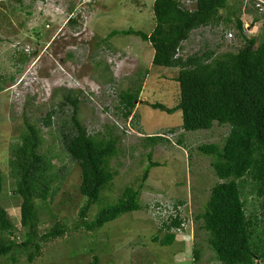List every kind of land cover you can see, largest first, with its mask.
<instances>
[{
	"label": "rangeland",
	"instance_id": "obj_1",
	"mask_svg": "<svg viewBox=\"0 0 264 264\" xmlns=\"http://www.w3.org/2000/svg\"><path fill=\"white\" fill-rule=\"evenodd\" d=\"M180 1L187 9L195 4L194 0ZM263 1L256 9L255 5L252 9L250 4L240 5L244 33L255 38L256 45L264 42ZM153 2L0 0V205L17 240L23 241L20 197L14 192L9 159L11 146L19 142L27 122L38 130L42 152L55 154L51 171L61 177L51 183L54 192L48 198L34 201L36 233L40 236L50 230L55 221L65 228L61 237L40 242L39 254L32 262L27 261L28 251L15 248L0 256V264H94V257L97 264H219L207 243L208 233L200 227L201 221L195 220L196 214L203 212L210 189L219 181L211 167L213 157L198 152L197 146H221L229 127L214 123L208 130L183 133L179 129L180 110L168 114L150 107L160 103L172 108L179 102L180 88L175 81L178 69L152 65L154 50L150 43L120 32L134 29L150 34L155 23ZM218 14L225 12L220 10ZM254 17L257 21H253ZM112 32L117 34L111 36ZM241 43L234 24L220 22L193 30L181 42L178 55L210 50L222 55L236 51ZM69 89L79 96L77 115L88 132L109 130L119 139L120 153L109 164L116 175L90 206L87 221L101 208L117 203L125 188L138 186L148 167V152L151 151V160L160 164L149 170L139 195V210L92 231L77 227L85 198L79 192L80 169L61 149L58 130L54 129L63 120L59 114L53 116L51 129L41 122L47 112L57 109ZM125 90L134 96V108L127 119L119 103ZM63 111L64 120H68L69 107ZM130 120L133 133L128 136L119 126ZM168 129H177L176 134L168 137L164 134ZM159 134L166 138L162 143L143 146V136ZM249 191L247 182L243 188L247 214L259 210V201ZM167 201L184 202L181 216L187 224L181 232L173 230L175 239L165 246L152 238L166 232L154 206ZM193 250L199 254L195 263Z\"/></svg>",
	"mask_w": 264,
	"mask_h": 264
},
{
	"label": "trees",
	"instance_id": "obj_2",
	"mask_svg": "<svg viewBox=\"0 0 264 264\" xmlns=\"http://www.w3.org/2000/svg\"><path fill=\"white\" fill-rule=\"evenodd\" d=\"M194 1L193 8L187 9L180 0H154L152 13L155 23L150 34L134 29L120 33L149 42L154 50L152 65L178 69L175 81L180 88L179 102L172 108L153 103L151 108L168 114L180 110L182 121L179 129L183 133L208 130L214 123L229 127L221 146L215 143L197 146L198 152L213 157L211 167L219 181L210 189L203 212L196 214L195 220H200V227L208 233L207 243L219 264H261L264 263V42L256 45L255 38L246 36L239 17L240 5L250 4L248 7L252 9L256 0ZM220 10L225 15L218 14ZM253 21H257V17ZM68 22H73V19ZM220 22L234 24L242 41L236 51L222 55H215L211 50L184 57L178 55L181 42L187 40L193 30ZM116 34L112 32L110 35ZM20 60L23 61L22 58ZM133 101V94L127 90L121 92L119 103L126 119L134 108ZM79 102L78 94L67 90L57 109L47 112L41 122L51 129L53 116L59 114V119L63 120L54 129L58 130L61 149L80 169L79 192L85 198L78 212L77 227L92 231L125 213L139 210L138 199L149 170L160 164L152 161L151 151L148 152V167L143 171L138 186L125 188L117 203L101 208L92 220L87 221L90 206L116 175L109 164L120 150L118 137L109 134V130L89 133L81 124L77 115ZM66 106L70 109L68 120L63 117ZM131 122L119 126L123 134L129 136L133 133ZM176 130L168 129L164 134L175 133ZM160 134L143 136V146L148 148L162 143L166 138ZM41 142L38 130L26 122L19 142L10 149L9 166L15 180L14 192L20 197L19 223L24 229L23 241L17 240L14 227L0 205V256L11 253L15 248H23L28 251L29 263L39 254L40 242L65 233V228L58 221L42 235L36 233L34 201L48 198L54 192L50 188L51 183L61 179L51 171V158L55 154L42 152ZM178 143L182 141L178 139ZM247 182L250 183L249 192L259 201V210L249 214L245 210L243 194ZM1 185L0 174V193ZM183 204V201L175 202V206ZM184 221L185 218L177 214L163 223L162 228L166 232L162 236L154 235L153 241L170 245L175 239L172 231L181 229ZM198 255L197 250H193L194 263ZM93 262L97 264L96 257Z\"/></svg>",
	"mask_w": 264,
	"mask_h": 264
},
{
	"label": "built area",
	"instance_id": "obj_3",
	"mask_svg": "<svg viewBox=\"0 0 264 264\" xmlns=\"http://www.w3.org/2000/svg\"><path fill=\"white\" fill-rule=\"evenodd\" d=\"M259 1V2H258ZM263 0H257V2H255V7H260L261 3ZM264 2V1H263ZM168 137H170L172 134H169L167 133L166 134ZM184 206V204H183ZM183 206H175V202H170V201H167L165 204H156L154 206V212L155 214L160 217L159 215H161V219H163V223H167L171 220V218L175 217L177 214H179L181 216V207L183 209ZM183 217V215H182ZM186 224L187 222L184 221L182 222V225H181V229L180 228H177L175 229L176 232H181L183 230L186 229Z\"/></svg>",
	"mask_w": 264,
	"mask_h": 264
},
{
	"label": "crops",
	"instance_id": "obj_4",
	"mask_svg": "<svg viewBox=\"0 0 264 264\" xmlns=\"http://www.w3.org/2000/svg\"><path fill=\"white\" fill-rule=\"evenodd\" d=\"M148 179V178H147ZM188 239V238H187Z\"/></svg>",
	"mask_w": 264,
	"mask_h": 264
}]
</instances>
